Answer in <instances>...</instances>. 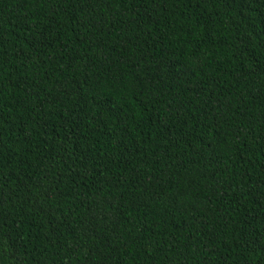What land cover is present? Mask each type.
I'll return each mask as SVG.
<instances>
[{
    "label": "trees",
    "instance_id": "1",
    "mask_svg": "<svg viewBox=\"0 0 264 264\" xmlns=\"http://www.w3.org/2000/svg\"><path fill=\"white\" fill-rule=\"evenodd\" d=\"M0 264H264V0H0Z\"/></svg>",
    "mask_w": 264,
    "mask_h": 264
}]
</instances>
